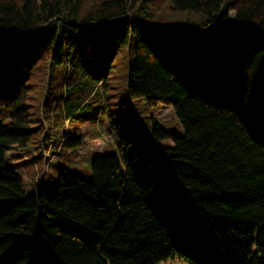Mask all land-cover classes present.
Here are the masks:
<instances>
[{"label":"trees","instance_id":"obj_1","mask_svg":"<svg viewBox=\"0 0 264 264\" xmlns=\"http://www.w3.org/2000/svg\"><path fill=\"white\" fill-rule=\"evenodd\" d=\"M158 1L0 0V264H264V0H165L201 15L191 28L155 25ZM123 63L129 97L171 107L184 134L152 123L141 154L122 136L90 181L60 167L56 191L27 195L6 153L44 121L103 117ZM43 101L59 114L36 116Z\"/></svg>","mask_w":264,"mask_h":264},{"label":"rangeland","instance_id":"obj_2","mask_svg":"<svg viewBox=\"0 0 264 264\" xmlns=\"http://www.w3.org/2000/svg\"><path fill=\"white\" fill-rule=\"evenodd\" d=\"M235 1L228 0V3L232 4ZM157 5L155 3L153 8L157 6L159 10L152 11L156 19L154 24L157 26L191 28L202 23L200 14L170 11L165 0H159ZM127 77L124 63L118 65V67L115 66L111 80L100 95V99L107 103L106 113L103 117L89 110L83 112L85 118L75 119L71 125L67 121L64 127L56 126L54 121L47 127L44 121L43 125H45L46 133L56 135L61 141H67L71 138L84 139L88 142L87 145L80 149H67L64 151L58 149L56 151L54 150L55 145L47 147L37 144L40 138L46 136V133H43L44 135L34 137L27 150L17 149L6 153V165L23 178V189L27 195L36 194L37 187L42 181H44L42 186L47 191L51 193L56 191L60 167H65L71 173L90 181L92 179L91 164L93 156L115 153L114 151L118 148L117 140L122 136L130 138L133 141L131 150L141 154L149 143L144 133L146 134L147 131L151 130L152 123L159 124L168 133H173L176 136L184 134L171 107H149L140 98L131 99L128 95ZM60 78L61 74L58 75L54 86L58 84ZM56 94L60 100L63 99L62 89H57ZM44 104L45 101L41 105L40 102H37L38 107L32 110L34 113L36 112L35 115L40 119L50 120L55 117L57 112L59 114L60 108L53 106L55 109L51 107L45 110ZM99 135L101 138L96 139ZM57 159L62 161L53 165ZM63 161H66V163ZM158 264L187 263L174 259Z\"/></svg>","mask_w":264,"mask_h":264}]
</instances>
